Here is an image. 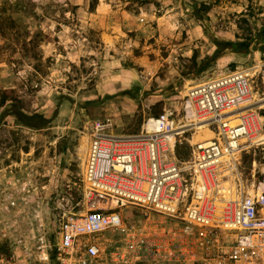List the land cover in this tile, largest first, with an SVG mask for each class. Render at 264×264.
<instances>
[{"label":"rangeland","instance_id":"obj_1","mask_svg":"<svg viewBox=\"0 0 264 264\" xmlns=\"http://www.w3.org/2000/svg\"><path fill=\"white\" fill-rule=\"evenodd\" d=\"M91 1L0 0V95L11 88L23 111L49 118L33 128L0 106L2 255L35 249L42 236L53 241L62 216L93 203L78 180L86 122L108 118L115 132L135 133L149 114H177L188 86L264 60L258 48L212 58L220 40L263 36L264 0ZM191 133L177 147L181 158L190 156ZM258 158L253 148L241 152L244 176ZM120 214L122 227L102 236L109 248L123 245L126 229H160L139 208Z\"/></svg>","mask_w":264,"mask_h":264},{"label":"built area","instance_id":"obj_2","mask_svg":"<svg viewBox=\"0 0 264 264\" xmlns=\"http://www.w3.org/2000/svg\"><path fill=\"white\" fill-rule=\"evenodd\" d=\"M180 98L177 114H149L135 133L115 132L108 118L86 122L78 180L93 203L62 216L53 241L42 236L35 249L0 254V264H264V60L192 84ZM200 124L216 137L181 158L184 133ZM248 148L259 158L244 176L239 157ZM127 206L160 229H126L123 245L109 248L102 236L122 227Z\"/></svg>","mask_w":264,"mask_h":264},{"label":"trees","instance_id":"obj_3","mask_svg":"<svg viewBox=\"0 0 264 264\" xmlns=\"http://www.w3.org/2000/svg\"><path fill=\"white\" fill-rule=\"evenodd\" d=\"M95 4L96 0L91 1V8H94ZM263 41L264 34L256 39L249 40H220L216 43L217 48L215 49L212 58L218 56L223 49H228L229 51L236 53H248L253 48H258L259 50L264 51V46L261 44ZM11 92V88L3 89L1 91L0 106H5L8 113L13 115L20 124L33 128H42L48 124L49 118L46 116L37 112L30 114L23 111L20 99L17 96L12 95Z\"/></svg>","mask_w":264,"mask_h":264},{"label":"bare ground","instance_id":"obj_4","mask_svg":"<svg viewBox=\"0 0 264 264\" xmlns=\"http://www.w3.org/2000/svg\"><path fill=\"white\" fill-rule=\"evenodd\" d=\"M187 87V85H185V88ZM238 119L237 118H234L232 120L229 121L228 125L229 126H234L238 123ZM192 136L190 138V142L192 144H196V143H200V144H203V143H207V142H210L211 139L215 138L216 137V134L210 130L206 124H200V125H197L196 127V130L191 133ZM245 141V138L244 137H241L240 138V142H244ZM226 157V156H224ZM231 186V184L229 183V181H226V182H223L222 183V187H223V192H224V196L226 198H228L230 195L228 193V188ZM97 206H101L103 207L104 204H102L101 202H98V205Z\"/></svg>","mask_w":264,"mask_h":264}]
</instances>
